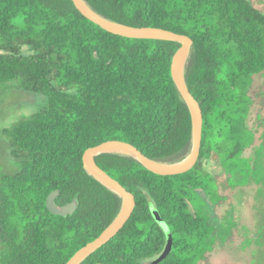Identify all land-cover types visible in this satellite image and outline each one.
<instances>
[{
	"label": "trees",
	"instance_id": "16d2710c",
	"mask_svg": "<svg viewBox=\"0 0 264 264\" xmlns=\"http://www.w3.org/2000/svg\"><path fill=\"white\" fill-rule=\"evenodd\" d=\"M83 1L110 22L193 40L185 79L203 114V134L196 166L181 175L155 174L121 154L95 157L134 195L136 207L120 232L81 264H154L167 239L151 205L174 239L159 264H200L213 251L219 223L203 208L228 200L205 162L221 167L228 191L254 182V204L264 203V84L257 85L264 76V12L251 0ZM180 47L110 33L73 0H0V98L15 80L46 97L5 132L18 171L0 175V264H68L116 221L123 199L87 172L88 149L122 141L163 164L190 155L192 113L172 71ZM238 165L246 175L235 186ZM55 191L59 206L78 201L73 215L49 212ZM202 197L204 204L193 206Z\"/></svg>",
	"mask_w": 264,
	"mask_h": 264
},
{
	"label": "rangeland",
	"instance_id": "374dc122",
	"mask_svg": "<svg viewBox=\"0 0 264 264\" xmlns=\"http://www.w3.org/2000/svg\"><path fill=\"white\" fill-rule=\"evenodd\" d=\"M251 1L255 7L264 12V0ZM263 84L264 76H261L257 79V85L263 86ZM45 102L46 97L44 95L24 90L20 80L4 85L3 94L0 98V175H11L18 171V163L12 155V148L5 132L20 120L37 112ZM262 108H264V100ZM250 155L253 156L252 151L246 153L247 157ZM214 160L217 161L218 158L215 157ZM216 163L205 162L204 167L209 172L216 171L220 194L227 197L228 200L215 207H210L207 201L208 205L203 210L212 217L213 221L219 220L221 227L224 226V228L220 231L221 239L214 247V252L208 254L200 264H264V203L262 204L258 198L257 203L259 205H255L252 199L258 186L253 182L248 188L237 190V192L228 191L230 188L227 177L221 173V167H217ZM239 166L231 185L244 184L246 167ZM201 194L207 199L203 193ZM203 197L196 198L193 201V206L203 205L205 202ZM209 199L213 203L217 202L213 198ZM262 200H264V196ZM229 206L233 209L225 217L230 210ZM235 207L236 211L234 210ZM211 209H213V213ZM159 258L155 259L153 263L156 260L159 261Z\"/></svg>",
	"mask_w": 264,
	"mask_h": 264
},
{
	"label": "water",
	"instance_id": "95a60500",
	"mask_svg": "<svg viewBox=\"0 0 264 264\" xmlns=\"http://www.w3.org/2000/svg\"><path fill=\"white\" fill-rule=\"evenodd\" d=\"M76 8L91 22L95 23L96 25L100 26L102 29L124 37H130V38H147V39H160V40H167L172 42H177L181 44L180 49L177 51L173 58V65H172V71H173V78L174 82L184 98V100L187 102L193 118V148L190 153V155L184 159L183 161L176 163V164H163L159 163L157 161L151 160L147 157H145L140 151H138L135 147L132 145L122 142V141H109L105 142L99 146L93 147L88 149L84 154V165L89 174H91L94 178H96L98 181H100L102 184L110 188L112 191L117 193L119 196L123 199V206L121 213L119 217L116 219V221L111 225V227L104 232L98 239H96L94 242L89 243L87 246L82 248L69 262L68 264H81L87 257H89L91 254H93L97 249L102 247L104 244L109 242L111 239H113L120 230L126 225V223L131 218L134 209L136 207V200L134 195L127 192L123 186L113 179L109 174H107L104 170L99 168L97 164L95 163V157H98L102 154H121L125 155L131 158H134L139 163H141L144 167H146L148 170L154 172L155 174L162 175V176H176L181 175L184 173H187L191 169H193L200 157V150H201V144H202V134H203V114L199 107V104L197 101L193 98L191 95L186 79H185V68H184V75L183 78L179 76V72L177 69V64L179 63V60L181 57H183L185 54H187L188 58L191 52V49L193 47V40L189 38L188 36L179 35L171 31L158 29V28H133V27H127L123 25H119L113 22H110L98 14H96L83 0V2L88 6L89 9H86L84 6H82L80 0H73ZM101 20H105L109 24H112L114 26H117L118 29H112L108 26H106ZM187 58V61H188ZM187 63V62H186ZM186 67V65H185ZM191 104H193L196 108V113L193 112L191 108ZM112 148H123L127 149L131 152V154H122V153H115V152H109ZM90 157H94V163L93 165L89 164L88 160ZM189 159L187 164L182 165L178 168H175L171 171H163L161 170V165H170V166H176L179 164H182L184 161ZM60 191H55L50 194V196L47 199V208L50 213H52L55 216H62L67 217L70 215H73L75 211L78 208V201L74 200L72 203L65 205V206H59L56 204V199L59 197ZM128 201V206L125 209L124 201ZM151 212L154 217V219L157 221L159 226L163 229L167 244L165 251L159 258L160 260H156L154 264L161 263L173 250L174 245V239L173 234L168 227V225L164 222L162 219L159 211L151 205ZM92 251L91 253H89ZM87 253H89L87 256H85ZM85 256V257H84ZM84 257V258H83Z\"/></svg>",
	"mask_w": 264,
	"mask_h": 264
},
{
	"label": "bare ground",
	"instance_id": "6f19581e",
	"mask_svg": "<svg viewBox=\"0 0 264 264\" xmlns=\"http://www.w3.org/2000/svg\"><path fill=\"white\" fill-rule=\"evenodd\" d=\"M82 6H84L86 9H89L88 6L82 1L80 0ZM106 26L112 28V29H118L117 26H114L112 24H109L108 22H106L105 20H101ZM188 55L185 54L183 57H181V59L179 60V63L177 64V69H178V72H179V76L181 78H183V75H184V68H185V65H186V62H187V57ZM191 108L193 110L194 113H196V108L193 104H191ZM109 152H115V153H122V154H131L130 151H128L127 149H123V148H112L109 150ZM189 161V159H187L186 161H184L182 164H179V165H176V166H170V165H161L160 168L161 170L163 171H171L175 168H178L182 165H185L187 164V162ZM89 164L93 165L94 163V157H90L89 160H88ZM124 205H125V209L126 207L128 206V201L125 200L124 201ZM92 251H90L89 253H91ZM89 253H87L85 256H87ZM84 256V257H85ZM83 257V258H84Z\"/></svg>",
	"mask_w": 264,
	"mask_h": 264
},
{
	"label": "flooded vegetation",
	"instance_id": "af4514ba",
	"mask_svg": "<svg viewBox=\"0 0 264 264\" xmlns=\"http://www.w3.org/2000/svg\"><path fill=\"white\" fill-rule=\"evenodd\" d=\"M215 227H216V243H215L214 247L216 246V244L218 243V241L221 239V238H220V231L224 228V226H223V228H222V227H221V224H220V222H219L218 225H216ZM221 241H222V240H221ZM214 247H213V251L210 252L209 254H212V253L214 252ZM207 256H208V254H207Z\"/></svg>",
	"mask_w": 264,
	"mask_h": 264
}]
</instances>
